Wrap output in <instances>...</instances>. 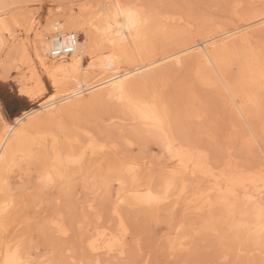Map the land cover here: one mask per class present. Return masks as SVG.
<instances>
[{
	"label": "snow or ice",
	"instance_id": "6c2138e0",
	"mask_svg": "<svg viewBox=\"0 0 264 264\" xmlns=\"http://www.w3.org/2000/svg\"><path fill=\"white\" fill-rule=\"evenodd\" d=\"M13 74L0 264H264V0H0Z\"/></svg>",
	"mask_w": 264,
	"mask_h": 264
},
{
	"label": "rangeland",
	"instance_id": "374dc122",
	"mask_svg": "<svg viewBox=\"0 0 264 264\" xmlns=\"http://www.w3.org/2000/svg\"><path fill=\"white\" fill-rule=\"evenodd\" d=\"M93 0H66V2H76V3H85L91 2ZM99 2H105L107 0H94ZM124 2L133 1V0H122ZM135 1V0H134ZM142 4H173V3H216V2H228V0H136ZM14 2H25V0H14ZM248 2V0H245ZM87 60V59H86ZM85 66L87 64L85 63ZM15 75L13 78L8 81H0V116L3 117L5 123L13 124L16 117H19L21 114L38 108V105L41 103L39 100H31L21 94H19V85L16 83ZM44 82L47 87V90L52 89V85L46 77H44ZM3 127H0V132Z\"/></svg>",
	"mask_w": 264,
	"mask_h": 264
},
{
	"label": "bare ground",
	"instance_id": "6f19581e",
	"mask_svg": "<svg viewBox=\"0 0 264 264\" xmlns=\"http://www.w3.org/2000/svg\"><path fill=\"white\" fill-rule=\"evenodd\" d=\"M102 1V0H101ZM104 1V0H103ZM112 2H124V1H122V0H107V1H105V2H99V1H91V2H85L84 4H100V3H112ZM127 2H134V3H139L138 1H127ZM256 2H259V0H256ZM142 4V3H141ZM205 39H207V37H203L202 39H201V47H206L207 45H205L204 43H203V40H205ZM82 42V41H81ZM41 59H46L49 63L51 62V59L50 58H47V57H41ZM87 59V57H85V60ZM69 63L71 62L70 61V58H69V61H68ZM106 62V61H105ZM36 65H37V67H36V71H37V73H42L43 72V68L41 67V66H39V60H37L36 61ZM83 67L84 68H87V66H85V63H84V65H83ZM29 75H31V74H29ZM101 75H103V73H101ZM44 77H46V79H48L47 78V76H46V74H41L40 76H39V79L44 83V87H45V89H47V87H46V85H45V82H44ZM49 80V79H48ZM50 81V80H49ZM50 83H51V81H50ZM19 89V88H18ZM19 94H21L20 93V91H19ZM22 95V94H21ZM23 96H25V97H27V98H29L28 96H26V95H23ZM29 99H31V98H29ZM32 100V99H31ZM42 103V102H41ZM41 103L38 105V108H35V109H31V110H29V111H27V112H25V113H23V114H21L19 117H16L15 118V120H14V123L13 124H9V123H6L7 125H8V127L9 128H12V127H18L19 126V123H23V122H25L26 123V120L28 119V116L29 115H32V114H36V119H37V121H39V114H40V112H41ZM0 114H1V111H0ZM8 135V132L3 128L2 129V131L0 132V147H6V145H3V140L5 139V137ZM13 135H15V133L13 134Z\"/></svg>",
	"mask_w": 264,
	"mask_h": 264
}]
</instances>
